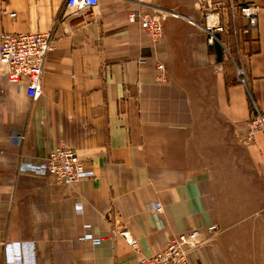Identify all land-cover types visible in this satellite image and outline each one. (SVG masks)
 <instances>
[{
    "label": "crops",
    "instance_id": "1",
    "mask_svg": "<svg viewBox=\"0 0 264 264\" xmlns=\"http://www.w3.org/2000/svg\"><path fill=\"white\" fill-rule=\"evenodd\" d=\"M251 1L259 30L238 35V20L210 46L198 0H99L63 19L66 0H0V34L55 45L39 100L0 74V264H140L212 225L191 264H264V133L248 126L253 104L264 113V0ZM146 15L164 18L158 42ZM58 146L90 175L20 172Z\"/></svg>",
    "mask_w": 264,
    "mask_h": 264
},
{
    "label": "built area",
    "instance_id": "2",
    "mask_svg": "<svg viewBox=\"0 0 264 264\" xmlns=\"http://www.w3.org/2000/svg\"><path fill=\"white\" fill-rule=\"evenodd\" d=\"M99 0H66L61 19L79 14L88 9L96 8ZM199 10L203 15V29L210 46L219 43L223 45L222 36L226 34L230 23L242 20L244 23L235 32L238 35L247 36L259 30V14L261 6L251 0H199ZM16 17V14H10ZM139 15H132L130 22H136ZM152 15H146L141 20L142 28L147 31L154 42L162 38V20ZM190 23L196 24L194 19ZM55 50L53 34L29 33V34H0V74L15 85L26 84L27 95L32 101H37L43 94L44 65L49 54ZM157 69L164 72V65L159 64ZM239 77L244 71L237 68ZM159 80H165L164 75ZM245 84V79H242ZM250 138L258 133H264V113L253 104L248 122ZM20 172L35 176L50 178L56 183L74 184L86 175L84 164L80 160L77 151L66 146H58L52 149L47 156L37 162L21 161ZM158 213H162V204L155 207ZM86 231L82 240L92 241L97 238L93 235L90 225H85ZM218 230L212 225L203 231H191L172 238L168 245L152 255L144 258L140 264H191V258L195 250L205 243L203 234L213 235ZM8 248L16 251L18 261L21 259L19 244H7Z\"/></svg>",
    "mask_w": 264,
    "mask_h": 264
},
{
    "label": "rangeland",
    "instance_id": "3",
    "mask_svg": "<svg viewBox=\"0 0 264 264\" xmlns=\"http://www.w3.org/2000/svg\"><path fill=\"white\" fill-rule=\"evenodd\" d=\"M198 3H199V0H198V2H197V5H198ZM198 10H199V6H198ZM199 11H200V10H199ZM200 12H201V11H200ZM201 13H202V12H201ZM209 227H210V226H209ZM209 227H208V228H209ZM184 233H187V232H184ZM184 233H181V234H184ZM178 235H180V234H178ZM178 235H177V236H178ZM177 236H175V237H177Z\"/></svg>",
    "mask_w": 264,
    "mask_h": 264
},
{
    "label": "bare ground",
    "instance_id": "4",
    "mask_svg": "<svg viewBox=\"0 0 264 264\" xmlns=\"http://www.w3.org/2000/svg\"><path fill=\"white\" fill-rule=\"evenodd\" d=\"M6 78V77H5ZM7 79V78H6ZM11 83V82H10Z\"/></svg>",
    "mask_w": 264,
    "mask_h": 264
}]
</instances>
